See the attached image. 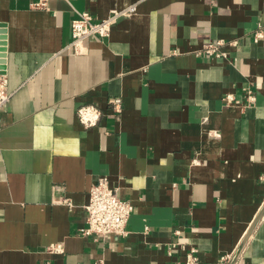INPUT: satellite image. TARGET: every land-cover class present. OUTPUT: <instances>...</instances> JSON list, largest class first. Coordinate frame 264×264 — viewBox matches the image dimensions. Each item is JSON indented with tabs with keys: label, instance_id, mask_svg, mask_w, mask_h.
<instances>
[{
	"label": "crops",
	"instance_id": "crops-1",
	"mask_svg": "<svg viewBox=\"0 0 264 264\" xmlns=\"http://www.w3.org/2000/svg\"><path fill=\"white\" fill-rule=\"evenodd\" d=\"M39 3L0 0L12 94L0 110V264H177L191 247L200 264L230 258L264 205V0ZM132 5L108 39L69 47L79 12ZM217 40L236 42L227 59L199 53ZM82 106L101 111L96 126L80 123ZM101 177L134 206L126 236L81 235ZM58 243L63 254L47 251ZM235 264H264V215Z\"/></svg>",
	"mask_w": 264,
	"mask_h": 264
},
{
	"label": "built area",
	"instance_id": "built-area-1",
	"mask_svg": "<svg viewBox=\"0 0 264 264\" xmlns=\"http://www.w3.org/2000/svg\"><path fill=\"white\" fill-rule=\"evenodd\" d=\"M48 1L40 0L38 5L46 6ZM70 5L75 0H64ZM136 12V6L132 5L124 9H112L110 13L103 19L96 20L89 12H79L76 19L71 25V43L70 48L75 54H83L87 40H106L110 37L113 26L120 18L131 17ZM263 37L261 30L254 34V40L257 42ZM226 45L235 46L236 42H225L223 40L207 42L200 54L212 56L217 59H227V53L224 50ZM8 81L6 76L0 75V110L4 108L11 97L8 91ZM249 99L255 101V97L249 91ZM224 103L229 106L235 102L232 94L227 95L223 99ZM113 111L116 115L122 112V99L116 98L112 101ZM101 111L94 106H82L78 109V119L85 128H91L98 124L101 118ZM64 203L71 206L69 200ZM87 212V227L81 230L83 236H101L108 237L126 236L128 234L127 225L130 217L134 212V206L129 201L122 200L118 195V190L110 186L107 177L99 178L90 189L89 201L85 206ZM148 230V227L146 228ZM174 246V245H173ZM185 250V249H184ZM47 251L55 254H63L64 247L61 243L50 245ZM228 259H222L217 264H227ZM92 264H105L103 260H98ZM177 264H200L197 250L193 247L186 250L185 261Z\"/></svg>",
	"mask_w": 264,
	"mask_h": 264
},
{
	"label": "water",
	"instance_id": "water-1",
	"mask_svg": "<svg viewBox=\"0 0 264 264\" xmlns=\"http://www.w3.org/2000/svg\"><path fill=\"white\" fill-rule=\"evenodd\" d=\"M6 24L3 22H0V75L5 74V64H6V56H5V45H6ZM264 215V205L262 209L259 211L258 215L254 219L253 223L251 224L250 228L248 229L246 235L238 245L237 249L233 253V255L228 260L227 264H235L240 257L246 243L248 242L250 236L252 235V232L254 231L255 227L259 223V221L262 219Z\"/></svg>",
	"mask_w": 264,
	"mask_h": 264
}]
</instances>
